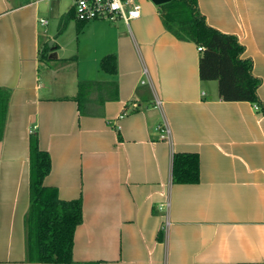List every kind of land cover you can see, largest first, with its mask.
Listing matches in <instances>:
<instances>
[{
	"label": "crops",
	"instance_id": "1",
	"mask_svg": "<svg viewBox=\"0 0 264 264\" xmlns=\"http://www.w3.org/2000/svg\"><path fill=\"white\" fill-rule=\"evenodd\" d=\"M137 1L140 16L127 25L78 21L59 0H0V87L10 90L0 264H62L26 258L32 130L50 156L43 183L59 199L81 197L75 261L264 264V115L249 101L220 99L217 81L199 78L197 45L165 28L159 4ZM197 5L244 46L264 101V0ZM42 9L54 27L40 30ZM41 38L52 40L45 61ZM107 55L114 60L103 68ZM175 152L197 155L198 182H172Z\"/></svg>",
	"mask_w": 264,
	"mask_h": 264
},
{
	"label": "trees",
	"instance_id": "2",
	"mask_svg": "<svg viewBox=\"0 0 264 264\" xmlns=\"http://www.w3.org/2000/svg\"><path fill=\"white\" fill-rule=\"evenodd\" d=\"M158 12L165 28L175 37L202 47L198 60L199 78L216 80L220 99L249 101L264 115V101L257 96L261 80L252 73L251 59L242 56L244 46L235 34L209 25L199 11L197 0H168L158 5ZM48 50L45 43L39 51L40 60L48 58ZM110 60H114L113 56L103 57L100 66L106 68ZM9 96L10 90L0 87V139ZM29 140V204L24 217L26 258L33 262L89 264L75 261L72 256L74 232L83 220L81 197L59 199L56 189L43 183L50 171V156L39 148L38 137L33 130ZM171 174L173 183L198 182L197 155L173 153Z\"/></svg>",
	"mask_w": 264,
	"mask_h": 264
},
{
	"label": "built area",
	"instance_id": "3",
	"mask_svg": "<svg viewBox=\"0 0 264 264\" xmlns=\"http://www.w3.org/2000/svg\"><path fill=\"white\" fill-rule=\"evenodd\" d=\"M71 6L78 21L103 19L114 22L121 19L128 25L130 20L140 16L137 0H71ZM39 22L46 24L47 20L40 18ZM197 50H202V47L198 46ZM161 131L164 132L161 136H164L168 129L163 126Z\"/></svg>",
	"mask_w": 264,
	"mask_h": 264
},
{
	"label": "rangeland",
	"instance_id": "4",
	"mask_svg": "<svg viewBox=\"0 0 264 264\" xmlns=\"http://www.w3.org/2000/svg\"><path fill=\"white\" fill-rule=\"evenodd\" d=\"M59 2H60V5H62L63 7H68L70 5V3H71V0H59ZM40 18L46 19L47 20V23L46 24H43L41 26V24L39 22V19ZM99 20H103V19H99ZM55 21H57V20H55L54 18H52V16L45 9H42V11L37 14V24H38L39 28H41L40 30H42L44 28L54 27ZM62 22L63 21L61 19V23ZM54 31H56L55 32V35H57V34L60 35V33L58 32L57 28H55ZM63 36L64 37L62 38V40H64L65 43H70L68 45V48L69 47H72L73 36L75 37V30L73 29V31H71L70 29H67V31L63 34ZM43 40H44V38H41V42H40L41 45H44L45 43L48 45V42L51 39H49L47 41L45 40L46 42L43 41ZM45 60H47V59H44L43 61H45Z\"/></svg>",
	"mask_w": 264,
	"mask_h": 264
},
{
	"label": "water",
	"instance_id": "5",
	"mask_svg": "<svg viewBox=\"0 0 264 264\" xmlns=\"http://www.w3.org/2000/svg\"><path fill=\"white\" fill-rule=\"evenodd\" d=\"M155 4H161L164 3L168 0H152ZM48 45L50 46V48L52 49V40H49Z\"/></svg>",
	"mask_w": 264,
	"mask_h": 264
}]
</instances>
